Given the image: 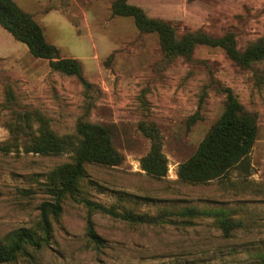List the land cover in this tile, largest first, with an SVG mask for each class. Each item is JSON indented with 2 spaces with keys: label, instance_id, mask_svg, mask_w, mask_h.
Returning a JSON list of instances; mask_svg holds the SVG:
<instances>
[{
  "label": "rangeland",
  "instance_id": "374dc122",
  "mask_svg": "<svg viewBox=\"0 0 264 264\" xmlns=\"http://www.w3.org/2000/svg\"><path fill=\"white\" fill-rule=\"evenodd\" d=\"M40 26L61 58L76 60V77L50 69L0 27V246L26 228L41 236L39 206L51 201L44 183L72 153L27 152L46 134L73 136L78 122L107 128L123 157L115 167L87 164L80 190L50 216L52 232L39 249L25 245L4 264H263L264 60L242 67L218 47L198 45L189 57L161 51L159 36L133 18L112 14L115 0H12ZM175 35L231 34L238 50L264 39V0H128ZM229 90L256 120L246 161L206 185L180 182L176 170L190 158L224 110ZM156 134L167 174L140 169ZM82 200L146 223L114 218ZM90 214L96 246L86 235Z\"/></svg>",
  "mask_w": 264,
  "mask_h": 264
},
{
  "label": "trees",
  "instance_id": "16d2710c",
  "mask_svg": "<svg viewBox=\"0 0 264 264\" xmlns=\"http://www.w3.org/2000/svg\"><path fill=\"white\" fill-rule=\"evenodd\" d=\"M127 1L115 0L112 4V14L133 18L140 31L157 33L161 51L168 56L189 57L196 46L205 45L221 48L230 60L242 67L264 60V39L240 51L231 34L214 38L201 33H187L177 37L170 25L146 17L140 8L127 4ZM0 27L16 41L24 44L32 56L46 60L51 70L76 77L88 87V83L81 76L79 63L74 59L61 58L58 49L45 41L40 26L12 0H0ZM139 128L144 135L151 138L149 152L139 161L140 169L154 179L164 178L167 165L158 138L151 129L143 125ZM256 133L255 117L244 112L235 96L227 90L221 116L202 139L194 154L178 165V180L186 184L206 185L225 178L237 167L247 170L248 163L245 161L255 143ZM76 135L77 141L73 136L58 137L49 133L33 139L32 144L26 148L27 152L44 156L71 152L72 162L57 166L43 184L51 196V201L42 202L39 206L38 226L41 236L37 237L34 231L26 228L10 233L7 243L0 246V264L15 261L25 245L39 249L43 243L49 241L52 232L50 216L60 214L61 201L66 195L76 198L87 164L115 167L122 163L123 157L113 147L110 133L104 126L78 122ZM82 202L89 210L93 207L114 218L139 224L149 222L145 214L132 209L126 210L124 215L94 205L88 200ZM86 235L96 246L102 243L94 230L90 214L86 220Z\"/></svg>",
  "mask_w": 264,
  "mask_h": 264
}]
</instances>
